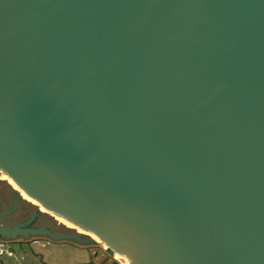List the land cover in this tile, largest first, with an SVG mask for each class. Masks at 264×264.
<instances>
[{
    "label": "water",
    "instance_id": "1",
    "mask_svg": "<svg viewBox=\"0 0 264 264\" xmlns=\"http://www.w3.org/2000/svg\"><path fill=\"white\" fill-rule=\"evenodd\" d=\"M0 173L119 264H264V0H0Z\"/></svg>",
    "mask_w": 264,
    "mask_h": 264
},
{
    "label": "flooded vegetation",
    "instance_id": "2",
    "mask_svg": "<svg viewBox=\"0 0 264 264\" xmlns=\"http://www.w3.org/2000/svg\"><path fill=\"white\" fill-rule=\"evenodd\" d=\"M22 194L25 193L7 176L0 178V264H8L10 261L6 257H17V253L31 252L36 256L33 250L38 245H75L71 239L75 233L84 238L67 221L42 210L32 199ZM13 228L17 229L13 233H6Z\"/></svg>",
    "mask_w": 264,
    "mask_h": 264
},
{
    "label": "rangeland",
    "instance_id": "3",
    "mask_svg": "<svg viewBox=\"0 0 264 264\" xmlns=\"http://www.w3.org/2000/svg\"><path fill=\"white\" fill-rule=\"evenodd\" d=\"M3 177L6 176L0 173V178L2 179ZM67 223L69 224V222ZM83 232L87 234V232L85 231ZM75 235L78 234L75 233ZM91 236L93 235L91 234ZM81 240L91 241L90 239H86V237L81 238ZM98 241L100 243H97L98 246L97 250L106 253L108 252L107 254L109 256L115 257L116 255L115 253H113L109 249L105 250L101 246L102 245L101 241L100 240ZM33 251L36 253V256L33 255V253L31 252H26V254L17 253V257H13V258L6 257L10 261L8 264H10L11 262H13L12 264H27V263L28 264H82L91 259V255H89V253L86 252L85 249H82V247H79L77 245H72L70 243H49L44 245H38L34 248ZM127 264L129 263L127 262Z\"/></svg>",
    "mask_w": 264,
    "mask_h": 264
},
{
    "label": "crops",
    "instance_id": "4",
    "mask_svg": "<svg viewBox=\"0 0 264 264\" xmlns=\"http://www.w3.org/2000/svg\"><path fill=\"white\" fill-rule=\"evenodd\" d=\"M82 249H85L86 252H88L89 255H91V259L82 264H115L117 262L115 257H111L107 254L108 252L106 253L97 250L96 245L89 247H82Z\"/></svg>",
    "mask_w": 264,
    "mask_h": 264
},
{
    "label": "bare ground",
    "instance_id": "5",
    "mask_svg": "<svg viewBox=\"0 0 264 264\" xmlns=\"http://www.w3.org/2000/svg\"><path fill=\"white\" fill-rule=\"evenodd\" d=\"M6 176V175H5ZM13 182V181H12ZM13 184L18 188V186L13 182ZM19 189V188H18ZM20 190V189H19ZM27 196V195H26ZM31 199V198H30ZM33 200V199H32ZM34 201V200H33ZM35 202V201H34ZM36 203V202H35ZM37 204V203H36ZM45 210V209H44ZM46 211V210H45ZM55 217H57V216H55ZM58 218H60V217H58ZM60 219H63V218H60ZM66 221V220H65ZM70 225H72V226H74L73 224H71V223H69ZM74 228L75 229H77V231H79V233H83L82 231H84V230H81V229H78V228H76L75 226H74ZM86 232V231H85ZM84 234V233H83ZM84 235H89V236H91V234L90 233H88L87 232V234H84ZM93 235V234H92ZM95 241H97V242H99L98 240H100L99 238H97L96 236L94 237V235L93 236H91ZM98 239V240H97ZM101 241V240H100ZM100 243V242H99ZM102 243V242H101ZM120 257V258H118V257ZM115 257L117 258V259H122V257L120 256V255H118V254H116L115 255ZM126 261V264H127V262L129 263V261L128 260H125Z\"/></svg>",
    "mask_w": 264,
    "mask_h": 264
},
{
    "label": "trees",
    "instance_id": "6",
    "mask_svg": "<svg viewBox=\"0 0 264 264\" xmlns=\"http://www.w3.org/2000/svg\"><path fill=\"white\" fill-rule=\"evenodd\" d=\"M115 264H119L118 262H116Z\"/></svg>",
    "mask_w": 264,
    "mask_h": 264
}]
</instances>
